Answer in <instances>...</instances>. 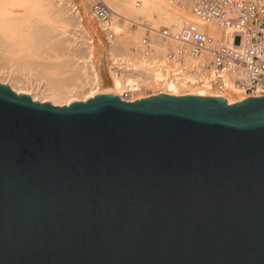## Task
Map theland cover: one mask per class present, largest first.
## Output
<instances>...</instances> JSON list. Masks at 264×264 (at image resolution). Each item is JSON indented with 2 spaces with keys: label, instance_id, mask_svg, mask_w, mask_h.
Instances as JSON below:
<instances>
[{
  "label": "water",
  "instance_id": "95a60500",
  "mask_svg": "<svg viewBox=\"0 0 264 264\" xmlns=\"http://www.w3.org/2000/svg\"><path fill=\"white\" fill-rule=\"evenodd\" d=\"M0 264H264V97L0 84Z\"/></svg>",
  "mask_w": 264,
  "mask_h": 264
},
{
  "label": "bare ground",
  "instance_id": "6f19581e",
  "mask_svg": "<svg viewBox=\"0 0 264 264\" xmlns=\"http://www.w3.org/2000/svg\"><path fill=\"white\" fill-rule=\"evenodd\" d=\"M94 1L79 0L82 8H78L70 0H0V73L10 68L22 75L15 76L20 87L3 77L0 84H7L16 94H28L32 101L56 106L103 94H113L123 102L159 94L221 97L228 104L244 98L230 86L221 91L210 86L208 71L196 78L188 68L183 70L176 57L168 56L167 40L158 33H150L152 46L147 54L146 48L139 46L145 29L167 28L176 33L183 19L207 29L214 38L224 36L213 24L200 22L166 0H100L112 11L111 24L107 26L94 17ZM88 26L104 38L102 45H93ZM183 62L186 66L196 64L191 58H183ZM119 63L130 68L113 69ZM79 79H83L81 88L74 83ZM77 91L82 92L77 95L80 98H75Z\"/></svg>",
  "mask_w": 264,
  "mask_h": 264
},
{
  "label": "built area",
  "instance_id": "2783aa9c",
  "mask_svg": "<svg viewBox=\"0 0 264 264\" xmlns=\"http://www.w3.org/2000/svg\"><path fill=\"white\" fill-rule=\"evenodd\" d=\"M166 1L225 34L214 38L207 29L183 19L176 33L167 28L145 29L139 46L146 48V54L152 46L150 33H158L167 40L168 56L176 57L178 65L183 70L188 68L196 78L208 71L209 85L220 91L230 86L244 97L242 100L264 97V0ZM91 11L102 24H111L112 11L104 2L94 1ZM107 33L112 36L108 30ZM183 58H191L196 64L188 67Z\"/></svg>",
  "mask_w": 264,
  "mask_h": 264
},
{
  "label": "rangeland",
  "instance_id": "374dc122",
  "mask_svg": "<svg viewBox=\"0 0 264 264\" xmlns=\"http://www.w3.org/2000/svg\"><path fill=\"white\" fill-rule=\"evenodd\" d=\"M74 5H76L75 7H78V8H82V6H80L79 5V0H70ZM80 6V7H79ZM140 5H138L137 6V9L139 10V7ZM85 9H86V6H85ZM85 9H84V7H83V10H84V12H85ZM86 12H89L88 13V15L91 13L90 12V10L88 9V7H87V11ZM88 15H87V17H88ZM94 22V21H93ZM95 23V22H94ZM88 30L90 31V33L92 34V36H93V45L94 46H99V45H102L103 43H104V38H102L99 34H97V33H94L93 32V30H92V28L90 27V26H88ZM74 30H72V32H73ZM74 33V32H73ZM91 41V42H92ZM88 43V42H87ZM52 51H50V53H51ZM51 54H53V53H51ZM1 61V60H0ZM0 64H1V62H0ZM1 66V65H0ZM117 67H121V69L122 68H125V67H129L127 64H125V63H119V64H116V65H114V67H113V69H115V68H117ZM130 68V67H129ZM8 70H11L10 68H7ZM7 69H5L6 71H4V72H1L0 73V79L3 77L7 82H10V83H13V85H15L16 87L19 85V87H20V84L19 83H17L16 82V77L18 78V77H20V76H22V75H19L20 73L18 72V71H15V70H11V71H8ZM59 70L60 69H58L56 72L58 73L59 72ZM15 71V72H14ZM61 71H63V70H61ZM60 71V72H61ZM115 71V70H114ZM11 72V73H10ZM10 73V74H9ZM17 73V74H16ZM6 74H7V76H6ZM15 74V75H14ZM122 74H124V72L122 73ZM3 75H5V76H3ZM58 75H60V73L58 74ZM8 76H9V78H8ZM16 76V77H15ZM30 77L31 76H33L32 74H30L29 75ZM2 78V79H3ZM13 78V79H12ZM23 78H25V77H23ZM32 78H34V77H32ZM32 78H30V79H32ZM11 79H12V81H11ZM15 80V81H14ZM81 80H83V79H79V80H77V81H75L74 83H75V86H77V87H79V88H81V85H82V82H81ZM78 84V85H77ZM31 89L32 90H34V91H36V93L37 94H39V91L33 86H31ZM149 89H151V88H149ZM38 91V92H37ZM80 91H77L76 93H75V95H76V97L75 98H80L79 96H77V95H81V93L82 92H80ZM152 92L154 93V90L152 89ZM157 93V92H156ZM42 94H40V98L41 97H43V95L41 96ZM39 96V95H38Z\"/></svg>",
  "mask_w": 264,
  "mask_h": 264
}]
</instances>
